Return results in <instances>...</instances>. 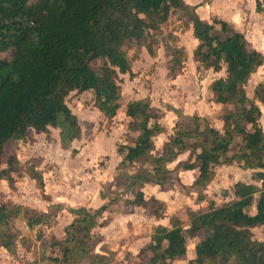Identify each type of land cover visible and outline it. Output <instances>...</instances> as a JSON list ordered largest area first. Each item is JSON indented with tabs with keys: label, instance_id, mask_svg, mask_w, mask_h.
<instances>
[{
	"label": "trees",
	"instance_id": "trees-1",
	"mask_svg": "<svg viewBox=\"0 0 264 264\" xmlns=\"http://www.w3.org/2000/svg\"><path fill=\"white\" fill-rule=\"evenodd\" d=\"M175 13L193 24V35L199 41L195 59L215 71L226 67L225 77L210 85L215 101L231 107L222 113L223 129L204 116H188L168 106L178 120L156 153L154 138L165 131L160 114L149 97L129 101L126 115L138 134L118 149L123 157L116 180L122 190L101 192L109 200L99 208H70L74 218L65 228V237L44 238L41 261L49 257L45 249L51 246L58 248L60 256L49 257L57 263L115 264L114 252H95L93 232L112 204L122 201L160 217L165 204L146 199L143 188L147 183L167 190L173 184V173L197 169L193 186L203 199L215 177V166L237 162L253 170L254 183L236 182L232 200L221 205L211 202L207 211L191 212L188 226L174 218L171 227H155L151 242L138 256L141 264H172L186 256L190 237L203 234L191 263L264 264V241L253 234V228L264 226V131L258 104H264V81L256 86L253 98L245 89L251 75L264 64V55L252 49L245 35L229 23L202 20L183 0H0V181L13 184L22 170L18 156L6 154L10 140L28 139L31 130L50 139V128H57L61 146L68 149L82 137L78 116L67 101L72 93L90 92L94 106L107 118L115 117L122 97L119 77L136 75L131 46L144 44L148 37L158 42L164 24ZM149 50L155 55L152 47ZM165 51L169 74L174 77L185 51L173 44H167ZM93 63H99L98 67ZM185 152L184 162L169 167ZM29 173L45 187L37 164L29 167ZM132 192V198H124ZM255 197L256 213L252 214L249 209ZM16 218L26 219L30 228L55 220L50 213L20 204H0V245L11 253L16 252L19 239L12 230Z\"/></svg>",
	"mask_w": 264,
	"mask_h": 264
},
{
	"label": "rangeland",
	"instance_id": "rangeland-1",
	"mask_svg": "<svg viewBox=\"0 0 264 264\" xmlns=\"http://www.w3.org/2000/svg\"><path fill=\"white\" fill-rule=\"evenodd\" d=\"M180 16V14L178 15ZM171 22L169 25L174 26ZM176 27V26H174ZM163 33L158 37V42H153L150 37L144 40V44L135 46L129 52L132 64L137 73L134 77L129 74H121L119 84L122 91V108L118 111L114 118H107L93 104L92 94L90 92L72 93L68 98V104L77 114L79 122L83 129V136L79 140L74 141L69 149H62L60 146L59 130L51 128L50 139H45L44 134L40 135L34 131H30L28 139L10 140L6 144V154H16L22 165L20 175H15L13 184H9L6 180L0 181V204L2 203H23L28 207L37 206L40 210L46 209L48 202L42 198L49 199L51 193L57 190L63 196L69 197L64 202L63 209L58 212L55 208H50V214L55 218L59 216L54 232L60 235L68 220V204L78 206L80 204L95 205L98 204L96 197L100 186L104 185L103 191H110V188L118 189L116 185V167L112 164H118L122 159L118 151L119 146L125 143H132L138 132L130 127V119L123 111V106L132 98H140L149 95L152 99L153 106L161 116L162 122L166 127V135L173 129L176 122L175 115L167 113V104L173 103L181 107L187 113L205 112L216 113L224 108L222 105H216L206 99L211 97L207 90V81L212 80L215 75L202 71L198 73L195 59L187 53L184 57V64L172 78L169 74L168 60L166 56L167 44L175 45L176 38L170 33L168 23L163 26ZM186 46L188 51L193 48L191 39H184L181 43ZM153 48L155 55L149 50ZM191 53V52H190ZM99 63H93V67H98ZM224 74L223 72L221 73ZM202 76V78H201ZM200 77V78H199ZM263 78V79H262ZM264 81V73L255 75L247 84L246 90L250 97H253L258 81ZM262 81V82H263ZM263 110H264V106ZM216 123V120L215 122ZM264 124V117H263ZM168 131V132H167ZM44 139H42V137ZM166 136L156 139L157 149L159 150ZM75 150V153H74ZM37 164L38 169L42 170L45 175L46 187L42 188L37 184V180L33 179L29 173V167ZM235 168V167H234ZM232 167H216L217 177L207 190L208 198H215L218 203L228 199L231 188L237 180H248V176H238L236 173L240 171L238 168ZM180 174V170L173 173V184L166 190L163 197L167 201L164 214L173 215L176 220L182 223L188 222L190 213H200L207 211V201H200L193 190V181L195 174ZM111 180V184H109ZM115 181V183H114ZM115 192V191H114ZM148 196H152L148 191ZM59 195V194H58ZM88 196V200L84 199ZM33 199V200H32ZM151 199L149 201H151ZM33 204V205H32ZM132 208L124 207L129 216V226L127 236L133 237L130 240H138L135 244L146 241V232L140 233L136 225H141L145 229H150L151 212L143 209L132 211ZM110 218V215H108ZM150 216V217H149ZM176 216V217H175ZM172 217V219H174ZM167 222V221H166ZM12 230L19 236L24 235L22 240L24 243L35 242L36 232L25 229L23 220L16 218L12 222ZM115 232H110L111 238ZM254 238L264 241V227L253 228ZM140 237V238H137ZM27 239V240H26ZM196 239H190L188 247L192 250V246ZM127 246H120V254H118V264H128L135 261V256L128 252ZM15 254V253H14ZM139 257V256H138ZM16 258L23 260H35L38 258L31 255H22L16 253ZM5 260H10L8 257ZM178 264H195L188 262L186 258Z\"/></svg>",
	"mask_w": 264,
	"mask_h": 264
},
{
	"label": "crops",
	"instance_id": "crops-1",
	"mask_svg": "<svg viewBox=\"0 0 264 264\" xmlns=\"http://www.w3.org/2000/svg\"><path fill=\"white\" fill-rule=\"evenodd\" d=\"M183 1L185 2L186 5L195 8V12L197 13V15L202 20H205L207 22H213L214 19H219V20H223V21L229 23L235 30H237V31H239V32H241V33H243L245 35V37H246V39H247V41L249 43V46L252 49H256V50H258L259 52H261L264 55V2H263V0H183ZM258 1H261L260 9H258V7H257ZM178 15H179V13L173 14L170 17L169 21L167 22L168 23V27L170 28V33L173 34L175 36V38H176L175 45H177L178 47L183 48L184 51H185V55L187 53V58L192 56L195 59L194 51H195L196 47L198 46L199 41L193 35V24L191 22H185V20L183 18H181L180 16H178ZM171 22L175 23L174 26H176V27L169 25V23L171 24ZM218 27H219V25H216V28H218ZM186 38L192 40L193 48H192L191 51H188L186 46L184 44H181V43L184 42V39H186ZM195 61H196V68H197L198 73H201L202 71H204L206 73H212V74L215 75V77L212 80L207 81V84H206L207 86L206 87H207V90L210 92L211 97L209 99H206V100L209 101V102H212V103L214 102L216 107H218V105H222V106H224V108H221V110L217 111L216 113H213V112L209 111V112H205L203 114L202 113L199 114V113H196V112L195 113H187L181 107L176 106L173 103L167 104V105L170 106V107H174V108L180 109L183 112V114L188 115V116L194 115V114H198V115L204 116L208 120H210V122L212 123L213 126H215L216 128L222 130L223 129V124H224L223 120H222V113L225 110H227L228 108H231V107L229 105H227V104H222V103H218V102L215 101L214 93L210 90V85H211V83L214 80H216V79H218L220 77H225V75H226V67H225V65H223V67H222V69L220 71H215L213 68H205V67H203L196 59H195ZM183 64H184V62H183ZM133 69H134V72H135L134 65H133ZM222 72L224 73L223 75L221 74ZM262 73H264V64L262 66H260L257 69V71L254 72L251 75V77L249 78L248 83L250 82V80L255 75L260 76V75H262ZM123 75H125V74H123ZM172 78H174V77H172ZM201 78H202V76H201ZM262 81L263 80L258 81L257 85L260 82H262ZM246 87H247V85L245 86V89H246ZM246 92H247V90H246ZM121 94H122V91H121ZM247 95H248V93H247ZM145 97H149L150 98L151 105L154 108L153 103H152V99H151V97L149 95L144 96V97H140V98H132V99L128 100L127 103L129 101H131V100L141 99V98H145ZM250 98H253V97H250ZM127 103L123 106V111L125 112V114H126ZM258 104H259V106H260V108L262 110V116L260 118V123H261V125L263 127V131H264V124H263L264 110H263V107H262V106H264V104H262V103H258ZM168 106H167V109H166L167 113L168 114L171 113L172 115H175L176 119L178 120L177 114L173 110H171L170 107H168ZM121 108H122V97H121V100H120V108L118 109V111H120ZM129 119H130V117H129ZM215 120H216V123H214ZM159 121L165 127V124L162 122V112H161V116L159 118ZM174 126H175V124H174ZM174 126H173V128H174ZM50 130H51V128H50ZM172 133H173V129L170 132H168V134L166 135V127H165V131L163 133L155 136L154 142H155V152L156 153H159L161 151L164 143L168 140V137ZM42 134L43 133H41L40 135H42ZM163 135H165L166 138L162 142V144L160 146L161 148L158 150L157 146H156L157 145L156 139L162 137ZM44 136H45V134H44ZM82 136H83V129H82ZM41 137H42V139H44L43 136H41ZM45 139H47L46 136H45ZM77 140H79V139H77ZM73 143H74V141H73ZM60 146H61V143H60ZM62 149H64V148L62 147ZM187 158H188V152L182 153L181 155L178 156L177 161H175L174 163H171L169 165V167L174 168V167L177 166L178 163L184 162ZM120 161H119V163H120ZM119 163L118 164H112L114 166V168L116 167V174H115L114 178L117 177V168L119 166ZM216 167H227V168L228 167H232V168L235 167V168H238V169H240V171H242V173L238 171L236 173L237 177L238 176H242V175H244V176H248L249 175V179L248 180H243V179L242 180H237L236 182H238V181H242V182H245V183H254L255 182L253 180V177H252L253 170L251 168H243L237 162H234V163H232L230 165H217V166H215V177L213 178L211 183L207 186V188L210 185H212V183L214 182L215 178L217 177ZM179 170H180V174L181 173L182 174H188V173L195 174L194 181H195V179H196V177L198 175V170L197 169H193V170L179 169ZM40 171H42V170H40ZM42 175H43V180H44L45 187H46V180H45V175L43 174V172H42ZM194 181H193V184H194ZM109 182H110L109 184H111V180H109ZM114 183H115V181H114ZM116 185L118 186V189L110 188L111 189V192H110L111 194H113L114 191H121L122 190V185H120L118 182H116ZM103 187H104V185L100 186V188L98 189L97 194H96L97 195L96 197L99 200L98 204H95V205L80 204L78 206H74V204H72V203L68 204V205H70V206L67 207L68 220L69 221L65 224V227L63 228V231H62V233L60 235H58V234H56L54 232V228H55V226L58 223L59 216L58 217L55 216L54 223H52L51 225L39 224V225H37V226H35L33 228H30L27 225L26 219L20 218L21 220H23V224L25 226V229H27L28 231L31 230V232H36V235L32 236V238L35 237L36 241L33 242V243L31 242V244L27 243V242L24 243L25 240H22V237H24V235L19 236V239L16 241L17 246H16L15 254L9 252L6 248H4L3 246L0 245V264H12V258L16 257V253L17 252L18 253H22L23 256L24 255L28 256V255H31L33 253L34 256L38 257V258H35L34 261H41L40 259H42L41 258V251L43 250L42 249L43 248L42 244H43V241H44L43 239L46 238V237H49V236H54L56 239L61 240V239H63L65 237V228L72 222V220L74 218V215L69 211L70 208L85 206L87 208L96 209V208H99L101 205H103L105 202H107L109 200L107 198L103 199L101 197V192H103ZM207 188L204 191L203 199H199V198L198 199L200 201H207L206 205H207L208 208H209V204L211 202H215L216 205H221L222 203L221 202L218 203V201L215 198H208L206 196L207 192H208ZM193 190H195L196 195L198 197V192L195 189V187L193 188ZM143 191L145 193V197H146L147 200L151 199V197L148 196V194H149L148 191H150V194L152 196L151 200L158 199V200L162 201L165 204V206H166L167 201L163 197V195L165 194L166 190H161L160 187L158 185H156V184L147 183L145 185V187L143 188ZM230 195L231 196H228V199L223 200V202H226V201H229V200L233 199L234 194L232 192V188H231V191H230ZM126 197L132 198L133 197V192L130 193V195L127 194V195L124 196V198H126ZM42 199L48 202V205L46 206V209L40 210L39 208H37V206H33V207L26 206V207L30 208V209L37 210L40 213H47L48 214V213H50V208H54L53 207V205H54L56 209H57V206L60 207V209H57L58 212H60L63 209L64 202L68 201L69 197L63 196L60 193H58L57 190H54V192L51 193V196H49V199H46L44 197ZM84 199L88 200L89 198H88V196H84ZM256 201H257V197H255V200H254L255 203L249 209V212L252 213V214L256 213V206H257L256 205ZM18 204H20V205L25 207V205L23 203H18ZM124 207H126V206L124 205V203L122 201L114 203L103 213V216L99 219V225L93 231L95 236H96V240H97V244L95 246V252H98V253H107L108 251L109 252L110 251L114 252V254H115V264H118L117 257H118V254L121 253L120 252L121 251L120 250V246L128 245L127 249H129V250H127L128 252H126V254L131 253L132 256H135V261L134 262L133 261L129 262L128 264H141V260L138 257V254H139L140 249L142 247H144L145 245H147L148 243L151 242L155 227H157L159 225H164V226H167V227H171L172 226V224H171L172 223L171 222L172 217L174 218L173 215H177V214H175L176 213L175 212V213L170 214L169 216H167L168 213L166 212L165 214L163 213L162 216H160V217H156L155 215H151V217L149 216L150 217L149 222L151 223L149 225L150 229H145L141 225H139V226L136 225L135 228L136 229L139 228V230H140L139 232L140 233L146 232L147 235H146V238H145L146 239L145 242L143 241L140 244H135L138 240L136 238H135V240H130V239L133 238L131 236V234H130V236H127L128 226H129V218H128L129 216H127L126 213H128V212L124 210ZM128 208H132L131 209V213H132V211H135V210H138V209H143L144 210L143 207H139V206H128ZM108 215H110V218H108L109 217ZM182 224H184L185 226H188L189 220H188V222L182 223ZM260 227H264V226H260ZM110 232H115L113 234V238H111V236L109 234ZM137 238H140V237H137ZM202 238H203V234H199V235H197L195 237H190L188 239V243H189L190 239H196L195 243L192 246L193 247L192 250H190L189 247H188V251H187L186 256L181 258V259L174 260L172 262V264H178L179 262L184 261L186 258L188 259V262L191 263V260L194 259V257H195V246ZM45 250H46L45 254L47 256H49V257L50 256L51 257L52 256L53 257L60 256L58 248H56V247L52 248L50 246V247H47ZM6 257H8L10 260H5ZM49 257H46L44 261H47V262H49L51 264H61V263L54 262ZM75 264H77V263H75Z\"/></svg>",
	"mask_w": 264,
	"mask_h": 264
},
{
	"label": "built area",
	"instance_id": "built-area-1",
	"mask_svg": "<svg viewBox=\"0 0 264 264\" xmlns=\"http://www.w3.org/2000/svg\"><path fill=\"white\" fill-rule=\"evenodd\" d=\"M12 264H51L47 261L23 260L21 258H12Z\"/></svg>",
	"mask_w": 264,
	"mask_h": 264
}]
</instances>
